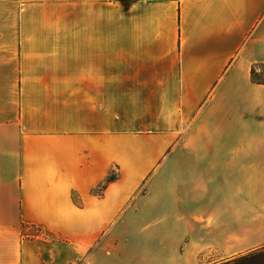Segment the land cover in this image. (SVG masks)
Listing matches in <instances>:
<instances>
[{
    "label": "crops",
    "instance_id": "1",
    "mask_svg": "<svg viewBox=\"0 0 264 264\" xmlns=\"http://www.w3.org/2000/svg\"><path fill=\"white\" fill-rule=\"evenodd\" d=\"M259 67L264 0H0V264L263 247Z\"/></svg>",
    "mask_w": 264,
    "mask_h": 264
},
{
    "label": "trees",
    "instance_id": "2",
    "mask_svg": "<svg viewBox=\"0 0 264 264\" xmlns=\"http://www.w3.org/2000/svg\"><path fill=\"white\" fill-rule=\"evenodd\" d=\"M253 73L254 72L252 70L251 78H252ZM252 82L256 84L263 83L262 81H255L253 79H252ZM114 178L115 177L113 175H108L102 187H104L107 183L113 181ZM226 264H264V246L254 251L248 252L244 255L233 258L230 261H228Z\"/></svg>",
    "mask_w": 264,
    "mask_h": 264
},
{
    "label": "rangeland",
    "instance_id": "3",
    "mask_svg": "<svg viewBox=\"0 0 264 264\" xmlns=\"http://www.w3.org/2000/svg\"><path fill=\"white\" fill-rule=\"evenodd\" d=\"M253 72L254 73H253L251 79H253L255 81H262V82H264V68L259 67V71L258 72H255V71H253ZM249 162H264V151L250 152ZM142 248L143 247L141 246V244H136L135 246L132 247V250H133V252H135V255H137V254H140ZM230 260L231 259H229L227 261H224V262L217 263V264H226Z\"/></svg>",
    "mask_w": 264,
    "mask_h": 264
}]
</instances>
